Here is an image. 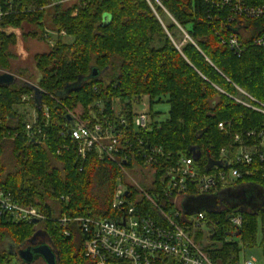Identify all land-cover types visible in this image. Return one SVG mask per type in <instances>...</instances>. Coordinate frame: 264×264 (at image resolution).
Segmentation results:
<instances>
[{
	"label": "trees",
	"instance_id": "16d2710c",
	"mask_svg": "<svg viewBox=\"0 0 264 264\" xmlns=\"http://www.w3.org/2000/svg\"><path fill=\"white\" fill-rule=\"evenodd\" d=\"M5 1H12L16 12L0 22V75L13 73L10 47L17 44L18 35L11 29L34 27L28 36L53 45L34 57L41 74V109L35 100L23 102L24 95L34 93L24 81L0 86V186L22 205L39 207L47 216L39 223L0 218V264L14 261L3 242L20 247L39 232L57 253L58 264H95L85 256L80 226L71 224L66 236L54 218L119 217L112 201L119 182L124 183L120 165L126 164L101 159L96 152L78 156L68 136V116H76V110H82L83 121L114 123L124 131L125 141L127 129L134 146L141 140L145 146L161 147L172 161L191 158L203 171L219 163L223 149L235 146L236 134L255 131L246 143L264 141V114L237 101L256 105L243 91L264 104V51L249 45L238 56L230 50L224 43V11L213 9L208 1L160 0L173 18L155 6L163 24L146 0H0ZM47 19L54 38L47 34ZM184 32L187 42L178 47ZM93 69L99 72L94 78ZM145 98L154 122L150 130L135 132V107ZM163 103L170 107L169 117L160 121L153 108ZM25 105L34 107V127L45 140L36 143L27 137L28 118L18 111ZM220 123L227 131L219 129ZM254 168L237 185L264 190V161H255ZM234 212L243 215L244 249L256 246L264 227V206L248 211L229 205L209 213L213 227L205 251L215 261L229 262L243 250L239 241L225 238L231 234L228 219ZM197 238L203 239L201 233Z\"/></svg>",
	"mask_w": 264,
	"mask_h": 264
},
{
	"label": "built area",
	"instance_id": "2783aa9c",
	"mask_svg": "<svg viewBox=\"0 0 264 264\" xmlns=\"http://www.w3.org/2000/svg\"><path fill=\"white\" fill-rule=\"evenodd\" d=\"M54 1V4L64 2ZM146 1L162 24L164 22L156 13L155 6L162 8L173 19L160 0ZM206 1L213 9L224 11L221 20L228 32L224 43L230 50L238 56L249 45L264 51V0ZM15 12L12 1L0 2V22ZM241 92L256 105L241 99H237L238 102L264 114L263 103ZM31 100H35V92L23 96V102ZM72 117L68 136L75 143L79 157L86 158L96 152L101 159L109 158L118 164L123 161L126 164V167L120 165L123 173L137 168L147 174L145 185L137 184L136 190L119 182L112 201V208L119 214L117 219L54 218L53 221L65 229L63 233L66 236H70L71 224L77 223L80 226L85 236L86 258L95 264H257L254 258H241L244 249L238 258L229 262L213 260L205 251L208 239L205 241L197 238L202 228L209 231L207 238L210 235L213 219L208 217L209 212L187 216L182 208L186 196L214 195L237 186L239 180L253 174L255 161H264V141L255 145L246 143L247 138L256 136L255 131L246 135L236 134L233 140L235 146L231 150L223 149L219 163H213L207 171H203L200 163L196 164L191 158L180 157L172 161V156L166 157L161 147L145 146L141 140L137 141L138 146H134L135 142L127 134V129L125 141L124 131L117 129L114 123H91L75 115ZM153 122L150 111L135 112V132L150 130ZM1 123L0 119V126ZM125 123L123 119L122 124ZM36 125L37 116L32 121L28 120L26 134L38 143L45 140L46 136L40 140L41 129L37 131L34 127ZM218 127L227 131L225 123H220ZM129 164L135 165L130 168ZM227 208L218 207L217 211L222 212ZM3 217L15 223H39L47 219L39 207L22 205L0 186V218ZM228 221L231 228L228 241L237 240L238 245H243L240 241L243 215L234 212ZM261 234L264 235V227Z\"/></svg>",
	"mask_w": 264,
	"mask_h": 264
},
{
	"label": "rangeland",
	"instance_id": "374dc122",
	"mask_svg": "<svg viewBox=\"0 0 264 264\" xmlns=\"http://www.w3.org/2000/svg\"><path fill=\"white\" fill-rule=\"evenodd\" d=\"M65 3L71 1L64 0ZM76 2V1H73ZM169 17V16H168ZM47 26V34L51 37H56L55 33L52 31V29L49 26V19L46 20ZM166 22H169L166 20ZM31 31H35L34 27L31 26H25L23 29H11L10 32H13L18 35V42L15 46L10 47V53L13 55L12 59V67H13V75L17 78V83L24 81L25 83H30L35 86L38 85L39 79L41 78V74L36 70L34 57L37 54L45 53L49 50L50 46L53 45V41H44L35 39L32 36H28V34ZM187 34L184 33L180 40L178 41L177 46L182 47L187 42ZM67 41H70L71 39L67 38ZM22 73V74H21ZM150 104L149 100L145 98L143 102L141 103V106L135 107V112L148 110L150 111ZM169 106L167 103L163 104H156L153 108V111L156 113H159L158 120L165 121L169 117ZM117 109V108H116ZM19 112L26 113V116L28 117V120H34V118L37 116L36 111L32 105H25L20 106L18 108ZM77 114L76 116L79 117V114L81 113V109L76 110ZM145 180L147 181V174H145L143 171L139 169H131L127 170V173L125 171L124 173V184L128 187L132 188L133 190H136V185L140 184L145 185ZM222 207V206H220ZM57 216V215H56ZM201 233L203 239L207 241V235L209 231L207 229L202 228V230L199 232ZM227 240L229 239V236H226ZM3 246H5L8 250L10 249V243L9 242H3ZM241 249H244L242 245H240ZM241 258L246 259H252L254 258L257 261V264H264V235L259 233L257 237V244L254 248L251 249H244V253H241ZM13 264H16L13 262Z\"/></svg>",
	"mask_w": 264,
	"mask_h": 264
},
{
	"label": "water",
	"instance_id": "95a60500",
	"mask_svg": "<svg viewBox=\"0 0 264 264\" xmlns=\"http://www.w3.org/2000/svg\"><path fill=\"white\" fill-rule=\"evenodd\" d=\"M99 74L97 69H93L92 77H97ZM17 83V78L10 73H5L0 75V86H12ZM35 92V102L38 109H41L42 106V96L43 92L40 90L38 86L33 84L30 85ZM68 121L70 123L73 122V117L71 115L68 116ZM257 198L258 202H263L262 206H264V190L260 187H256V185H237L234 187H230L229 189H224L217 194L214 195H204V196H186L183 203L182 208L185 215H194L202 211H207L209 213L218 212V199L225 200L228 202L230 207L236 208L237 206H244L245 208H249L252 211H258L261 208H255L252 204V200ZM255 201V200H254ZM253 201V202H254ZM245 210V209H243ZM34 223H37L35 221ZM44 234L39 232L36 233L34 238H38L43 236ZM51 245H42L38 248H35L32 251L21 250L18 253V257L24 262V264H30L33 260L34 255H38L42 257L47 264H58L57 253L55 250L51 248ZM14 246L9 249L10 254H14L13 250Z\"/></svg>",
	"mask_w": 264,
	"mask_h": 264
},
{
	"label": "flooded vegetation",
	"instance_id": "af4514ba",
	"mask_svg": "<svg viewBox=\"0 0 264 264\" xmlns=\"http://www.w3.org/2000/svg\"><path fill=\"white\" fill-rule=\"evenodd\" d=\"M256 199L257 198H254L252 200V204H254L253 206L255 208H259V207L262 208L263 207L262 206L263 202L260 203ZM220 206H229V204L225 200L218 199V207H220ZM237 208H241V209H245V210H248V211H252L251 209L245 208L244 206H237ZM45 244L46 245H50L47 242V240H46V238L44 236H40L38 238H35L34 240H29L28 242H26L24 245H22L20 247H14V249H12L13 250V253H14L12 255L13 258H14V261L13 262H15L16 264H24V262L18 257V255L16 253H18L21 250H25V251L29 250V251H32L35 248H38V247H40L42 245H45ZM11 247L12 246H10L9 248L11 249ZM51 248L53 249V247H51ZM32 256H33V260H32V262L30 264H47L42 257H40L38 255H35V254L34 255L32 254Z\"/></svg>",
	"mask_w": 264,
	"mask_h": 264
}]
</instances>
